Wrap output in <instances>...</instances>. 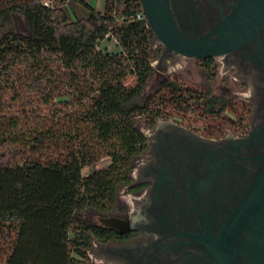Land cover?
I'll list each match as a JSON object with an SVG mask.
<instances>
[{"label": "trees", "instance_id": "1", "mask_svg": "<svg viewBox=\"0 0 264 264\" xmlns=\"http://www.w3.org/2000/svg\"><path fill=\"white\" fill-rule=\"evenodd\" d=\"M140 9V0H106L103 12L86 0H0V145L29 153L0 168V264H87L93 241L111 232L81 214L116 207L148 150L138 123L151 128L169 108L220 115L174 79L145 95L154 33L136 19Z\"/></svg>", "mask_w": 264, "mask_h": 264}, {"label": "flooded vegetation", "instance_id": "2", "mask_svg": "<svg viewBox=\"0 0 264 264\" xmlns=\"http://www.w3.org/2000/svg\"><path fill=\"white\" fill-rule=\"evenodd\" d=\"M167 2L186 39L236 44L192 59L206 70L204 93L175 80L222 118L194 109L205 121H193L178 110L141 130L148 150L121 187L125 204L119 192L111 212L94 210L118 220L117 229L93 224L111 238L95 239L90 251L97 264H264V0ZM160 46L161 86L167 67L185 57ZM218 77L224 86L214 85Z\"/></svg>", "mask_w": 264, "mask_h": 264}, {"label": "rangeland", "instance_id": "3", "mask_svg": "<svg viewBox=\"0 0 264 264\" xmlns=\"http://www.w3.org/2000/svg\"><path fill=\"white\" fill-rule=\"evenodd\" d=\"M106 0H86V2L93 8H97V9H103L104 4H105ZM76 9L78 10L79 13L83 14V12L85 11L83 7H81L80 5L76 6ZM14 21V28L15 31L18 34H26L27 33V26L26 23L24 21V19L20 16V15H14L13 18ZM107 46V48L110 51H117V44L115 41H105L103 43V47ZM160 43L158 41H155L153 43V49L155 50V53H153L152 58H151V64L154 68V70H156V72H153L151 78L149 79V82L147 84V87L145 89V95H153V94H157L158 91L160 90V81H161V77L158 76V73L161 72L160 70H158V59L160 57ZM167 76L165 78L167 79H171V80H178L181 81L182 84H185V86L192 90L197 89L198 91H201L204 93V91H206L207 87H208V81L206 80V70L204 69V67L202 66V64H200V62H197L195 60L192 59H188V58H183L181 60V62H177V63H172L167 67V71H166ZM221 84L223 85V82L221 81V77H218L217 80L215 81L214 85L217 87L221 86ZM205 85V86H204ZM224 86V85H223ZM33 97V96H30ZM203 100H201L200 105H203ZM34 103L35 105L39 104L40 101L38 99H34ZM19 107V106H18ZM43 112L45 114V116L47 117L49 115L51 106L49 107V105L46 106H42ZM202 112H203V107L201 108ZM215 110H218V108H215ZM173 108H169L168 109V113L170 114V117H173ZM175 112V111H174ZM190 112L187 113H182L183 115H187L186 119H191V120H196V121H205V117L202 116L201 113H199V117L195 116V114H192ZM191 113V114H190ZM194 115V116H193ZM226 117H228V115H225ZM169 118H164V119H170ZM222 116H217L215 118V116H211L210 120L211 122H213L215 120V122H220ZM138 120H143V119H138ZM143 122V121H142ZM138 126L141 130L143 129H149L148 127L144 126L143 123H138ZM27 156H29V153L24 150V148H22L21 146H1L0 145V168H3L7 165H11L13 163L19 162L22 159L26 158ZM109 159H104L101 162H99L97 165H95L94 167H88L85 168L83 173L84 175H88L89 173H91L92 171L96 170V169H100L103 167H106L109 164ZM134 168V166H133ZM120 197H121V201L123 202V204H125L126 201V195L123 193V188L120 189ZM120 202V203H122ZM82 217L84 218V220H86L87 222L91 223V224H96V225H100V218H103L104 215L99 214L97 212H95L92 209H87L84 212H82ZM0 245H2L0 243ZM89 255V259L86 261L87 264H97L99 263V259L96 258L94 256V254L92 253V251H89L88 253Z\"/></svg>", "mask_w": 264, "mask_h": 264}, {"label": "water", "instance_id": "4", "mask_svg": "<svg viewBox=\"0 0 264 264\" xmlns=\"http://www.w3.org/2000/svg\"><path fill=\"white\" fill-rule=\"evenodd\" d=\"M147 27L154 33V42L158 41L166 48L191 59H207L220 56L224 50L236 46H226L221 38L209 41V36L186 39L179 31L171 16L167 0H140ZM119 221L111 217L100 218L104 227L116 230ZM126 231V230H125Z\"/></svg>", "mask_w": 264, "mask_h": 264}, {"label": "built area", "instance_id": "5", "mask_svg": "<svg viewBox=\"0 0 264 264\" xmlns=\"http://www.w3.org/2000/svg\"><path fill=\"white\" fill-rule=\"evenodd\" d=\"M136 19L138 21H145L146 22V17L144 15V12H143V9H142V6H141V9H140V12L137 14L136 16Z\"/></svg>", "mask_w": 264, "mask_h": 264}, {"label": "crops", "instance_id": "6", "mask_svg": "<svg viewBox=\"0 0 264 264\" xmlns=\"http://www.w3.org/2000/svg\"><path fill=\"white\" fill-rule=\"evenodd\" d=\"M105 5H106V1H105V4H104V7H103V9H97V8H95L97 11H101V12H103L104 11V9H105Z\"/></svg>", "mask_w": 264, "mask_h": 264}]
</instances>
